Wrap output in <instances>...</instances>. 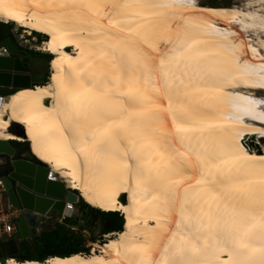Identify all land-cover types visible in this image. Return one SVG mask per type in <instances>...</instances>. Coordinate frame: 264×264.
<instances>
[{"label":"bare ground","instance_id":"6f19581e","mask_svg":"<svg viewBox=\"0 0 264 264\" xmlns=\"http://www.w3.org/2000/svg\"><path fill=\"white\" fill-rule=\"evenodd\" d=\"M241 1L0 0V22L47 37L35 50L53 56L48 82L0 96V141L25 140L51 181L125 219L124 231L92 244L89 255L0 264H172L177 248L197 264H264L261 227L245 218L262 215L264 149L250 145L264 141V120L234 118L237 105L264 113L257 95L264 92V0ZM109 45L125 48L131 70L122 79L132 80V95L139 89L148 99L116 96L120 103L98 122L95 98L81 82L90 83V73L121 77L120 52L102 56L113 52ZM186 45L182 56L172 51ZM118 91L128 93V85ZM13 125L26 138L11 133ZM109 125L113 141L106 143ZM80 132L95 134V142L80 144ZM244 226L249 248L237 242Z\"/></svg>","mask_w":264,"mask_h":264},{"label":"water","instance_id":"95a60500","mask_svg":"<svg viewBox=\"0 0 264 264\" xmlns=\"http://www.w3.org/2000/svg\"><path fill=\"white\" fill-rule=\"evenodd\" d=\"M1 47H6L9 55L0 57V96L8 97L18 90L30 88L32 77L29 66L23 63L25 56L10 39L8 26L0 22ZM48 176L43 163L19 158L11 141H0V179L9 207L19 213L15 224L16 238H37L38 217L55 216L62 212L65 201L76 202V194L67 191L61 182L48 180ZM14 257H19L16 240L0 242V261Z\"/></svg>","mask_w":264,"mask_h":264},{"label":"snow or ice","instance_id":"6c2138e0","mask_svg":"<svg viewBox=\"0 0 264 264\" xmlns=\"http://www.w3.org/2000/svg\"><path fill=\"white\" fill-rule=\"evenodd\" d=\"M174 4H157L155 5V7H174ZM234 34V33H233ZM109 47L113 48V52L111 54H109L108 52H103L102 56H108L110 59L114 60L116 59V52L119 51L120 52V63L117 65V67L120 68L121 71V77H110L109 74L105 73V72H100V73H90L88 79L91 81L90 83H85V82H81V87H83L85 89L86 92L92 94V96L95 98V103L93 105L94 107V116L95 119L98 122H102L106 120V117L112 114V110H113V105L114 104H118L120 103V101H118L116 99V96H125L128 95L129 100L130 101H139V100H143V99H148V97L143 96L142 94H139V89H136V95H132V80L128 79V80H123V73L124 71H130V67L128 65V59L125 56V48L119 47L118 45H109ZM190 45H186L183 47H178V48H174L172 49L173 52H176L177 55L182 56L185 52L188 51V49L190 48ZM224 47H228V45H224ZM234 47V46H233ZM133 55V53L129 50L127 52V56L131 57ZM165 61L163 59H161V69L160 71H163V66H164ZM146 72H151L153 71L152 69L148 68V66L145 64L144 65ZM249 68V65L247 64V62H245V71H247ZM259 70L262 74H264V65L259 66ZM166 75V73H165ZM112 81V83H110L109 81ZM139 78L137 77V82H138ZM148 81V77L147 75L145 76V83H147ZM126 83L128 85V93H125L123 91H118L119 89V85L120 83ZM100 84L101 87L98 89L97 88V84ZM115 85V88L112 85ZM261 87H264V84L261 85ZM79 95V94H77ZM238 100H243L246 101L247 105H255L257 102L253 101V100H249L247 97H237ZM170 106H171V102H170ZM236 110L240 115H237L236 117H234L237 121L242 119L243 115H252L253 119H260V120H264V113L260 114V115H256L254 114V109L251 107H245V106H240L237 105L236 106ZM123 111H128V109H123ZM123 111L120 113L121 115H123ZM132 123V121L128 118H126L125 120L121 121V125H123L125 128H127L128 126H130V124ZM111 129V125H109L108 128L104 129V134L107 137V140L105 141L106 143H111L113 141V134L110 131ZM80 136V140L79 143L82 145H88L89 143H94L95 142V134H93L91 136V139H88V134L84 133V132H80L79 133ZM85 149L82 147L81 151H84ZM143 162L140 161L138 159V163H137V168L140 169L142 167ZM145 191H147V189H145ZM261 212L262 215L259 219H257V217H255L254 215H252L251 213H247L245 214V218L246 220L252 224L253 227H255L256 224H259L261 227V233H260V237L261 239H264V199L261 200ZM255 222V223H252ZM179 224L177 225V227L179 228ZM246 226L244 227H238L237 231L239 232V238H238V245L240 248H249L250 245L246 242V239L249 236V231L248 230H244ZM171 243V242H170ZM183 249H179L177 248L175 251L172 252V256H179V259H174L172 261V264H197V262L191 258H186L183 255ZM192 252H195L196 249L193 246V248L191 249ZM168 252V248H165V253ZM165 260L168 259V256L166 255L164 257ZM157 264H160V262H157Z\"/></svg>","mask_w":264,"mask_h":264},{"label":"rangeland","instance_id":"374dc122","mask_svg":"<svg viewBox=\"0 0 264 264\" xmlns=\"http://www.w3.org/2000/svg\"><path fill=\"white\" fill-rule=\"evenodd\" d=\"M203 3L208 5V6H213V7H229L233 5H237L238 7H241L242 1L241 0H203ZM8 31H9V36L10 39H13L16 48L24 55L27 56V58L24 57L23 63L26 64L27 66H30V75L33 78L31 80L32 86L34 85H41L45 84L48 82V78L50 76L51 70H50V64L48 65L47 57L49 54H45L43 52H38L35 50L36 46H41L45 44L48 41V38L35 33V32H29L23 28H19L14 24L8 25ZM27 31V32H26ZM9 54V53H8ZM51 57V56H49ZM53 58V56L51 57ZM258 96L264 97V92H259L257 93ZM11 133L13 134H18L23 131L19 126L13 125L10 130ZM20 136V135H18ZM22 137V136H20ZM26 138V134L23 132V137ZM25 142L22 141L21 143ZM251 149L252 150H263L264 149V141H258L256 139H253L251 141ZM29 145V154L30 156L36 157L32 155V150H31V145ZM24 148V147H23ZM19 150V149H18ZM37 158V157H36ZM38 159V158H37ZM39 160V159H38ZM44 165V164H43ZM67 191H72V190H67ZM80 194L78 192L77 199H76V208L78 209V218H74L72 220L67 221L65 224L67 227L70 226H76L78 227L77 231H73L75 234H81L83 235L85 241H86V246L89 249V252L87 255L91 254L92 251V244H97V245H104L107 243L110 237H114L115 233H111L108 235H103L102 233V224L100 220H97L96 222H88L86 219V211L81 207V203L79 201ZM82 199V198H81ZM7 201V200H6ZM6 201L4 197L2 198V204L4 210H7L6 207ZM5 206V207H4ZM10 210V211H9ZM8 211L12 215H16V213L12 210L9 209ZM120 214V213H119ZM61 226V224L58 222L57 217L52 218L48 224L43 226V231L47 232L50 230L55 229L56 227ZM91 241H95V243H91ZM95 251H99V247L95 248ZM7 260V259H6ZM6 260H2L5 262Z\"/></svg>","mask_w":264,"mask_h":264},{"label":"trees","instance_id":"16d2710c","mask_svg":"<svg viewBox=\"0 0 264 264\" xmlns=\"http://www.w3.org/2000/svg\"><path fill=\"white\" fill-rule=\"evenodd\" d=\"M11 40L14 43L13 39ZM49 56L51 55L49 54ZM49 56L46 58L48 65L52 59V56ZM25 58L27 57L25 56ZM17 135L23 137L22 133ZM11 144L16 150L26 149L29 152V145L26 141L23 143L11 141ZM31 158L35 163L42 164L36 157L31 156ZM72 192L78 195L77 191L72 190ZM78 198L81 207L86 211L87 221L89 223L97 220L101 221L103 235L124 231L125 219L121 214L118 212H102L88 205L81 197L78 196ZM85 243L83 235L75 234L66 224H61L53 230L42 231L37 238L33 239L30 246L26 241L20 243L18 246L19 257H14V259L18 262H44L51 257L66 258L77 254L87 255L89 249ZM91 243H95V241H91ZM0 263H3V261H0Z\"/></svg>","mask_w":264,"mask_h":264},{"label":"built area","instance_id":"2783aa9c","mask_svg":"<svg viewBox=\"0 0 264 264\" xmlns=\"http://www.w3.org/2000/svg\"><path fill=\"white\" fill-rule=\"evenodd\" d=\"M8 52L4 49H0V56H8ZM0 99H2L0 97ZM49 180L52 179V174L49 173ZM5 194L4 191V185L2 180L0 179V234H12L15 231V225L14 222L17 220V217L15 215H12L9 211L11 209L9 207L8 210H4L3 204H2V198ZM78 209L76 208V203L67 202L65 201L64 208L61 213H57L55 216L57 217V220L60 224H65L67 221L72 220L74 218H78ZM71 231H77L78 227L76 226H70L69 227Z\"/></svg>","mask_w":264,"mask_h":264},{"label":"crops","instance_id":"0c3cea01","mask_svg":"<svg viewBox=\"0 0 264 264\" xmlns=\"http://www.w3.org/2000/svg\"><path fill=\"white\" fill-rule=\"evenodd\" d=\"M27 57V56H26ZM17 153H18V155H19V158H22V159H27V160H30V161H32V162H34L33 160H32V158H31V156H30V154H29V152L26 150V149H17ZM35 163V162H34ZM37 164V163H36ZM3 197H4V199H5V201H6V195L4 194L3 195ZM6 207H8L7 208V210L9 209V205H8V203H7V201H6ZM13 210V209H12ZM16 214L18 213L16 210H13ZM54 217H56V216H45V217H38V221H37V227L39 228V234L43 231V226L45 225H47L48 224V222L52 219V218H54ZM17 221V220H16ZM16 221L14 222V225L16 224ZM16 228V227H15ZM16 229H15V231H14V233H12V234H10V235H8V234H0V242H4V241H8V240H11V239H15L16 240V242H17V245L19 246V244L20 243H23V241H26L28 244H29V246L32 244V241H33V239H35V238H30V239H27V240H22V239H20V238H16ZM18 249H19V247H18Z\"/></svg>","mask_w":264,"mask_h":264},{"label":"flooded vegetation","instance_id":"af4514ba","mask_svg":"<svg viewBox=\"0 0 264 264\" xmlns=\"http://www.w3.org/2000/svg\"><path fill=\"white\" fill-rule=\"evenodd\" d=\"M26 65V64H25ZM29 68H30V66H29ZM31 69V68H30ZM33 79V78H32ZM17 218H18V216H19V213H17L16 215H15Z\"/></svg>","mask_w":264,"mask_h":264}]
</instances>
